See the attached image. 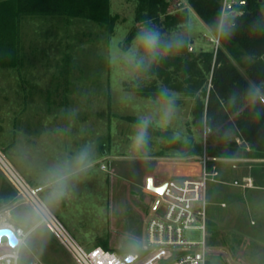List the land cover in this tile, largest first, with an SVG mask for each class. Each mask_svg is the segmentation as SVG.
Here are the masks:
<instances>
[{
  "label": "rangeland",
  "instance_id": "374dc122",
  "mask_svg": "<svg viewBox=\"0 0 264 264\" xmlns=\"http://www.w3.org/2000/svg\"><path fill=\"white\" fill-rule=\"evenodd\" d=\"M179 4V11L188 16L186 30H168L163 24L157 29L164 39L187 34L189 51L183 54L161 53L155 59L146 56L134 43V37L153 22L148 17V1L111 0L112 19L105 25L79 18L21 16V57L14 66L0 65V148L88 248L100 245L120 255L131 251L142 254L153 196L147 197L136 184L140 166L180 156L179 143L201 137L193 124L197 114L194 107L200 106L197 94L188 95L190 91L185 88H167L147 96L145 89H150L158 77L157 73L144 74L143 67L149 63L156 67L171 63L169 71L176 70L177 65L183 68V61L190 67L193 60L199 64L202 51L218 46L217 36L188 0H171L166 12ZM164 18L161 17L162 22ZM140 57H144V64L138 67L136 61ZM247 60L244 54L241 62L233 58L244 74L243 63ZM156 83L161 86L162 81ZM210 83L211 74L208 87ZM169 102L172 115L166 119ZM142 119L149 121L147 149L135 153L130 137ZM85 149L90 167L68 180L62 198L49 199L54 186L52 170L74 172L78 167L76 158ZM3 178L0 171V189ZM230 187L227 189L234 193L241 190L237 184ZM262 194L253 207L245 210L248 216L236 227L228 222L241 215V208L230 206L225 199L210 201L208 264H264ZM38 219L35 211L18 199L13 206L0 209L1 224L29 230ZM210 220L220 226L215 232V244L209 238L214 237ZM231 227L236 238L242 237L234 245ZM188 237L200 239L201 234L194 231ZM118 243L124 246H109ZM21 254L23 264L34 260L78 264L46 225L29 233Z\"/></svg>",
  "mask_w": 264,
  "mask_h": 264
},
{
  "label": "trees",
  "instance_id": "16d2710c",
  "mask_svg": "<svg viewBox=\"0 0 264 264\" xmlns=\"http://www.w3.org/2000/svg\"><path fill=\"white\" fill-rule=\"evenodd\" d=\"M147 1L148 17L153 21L148 28L158 30L159 25L163 24L168 30H186L188 16L179 11L182 5L176 6L178 11L173 9L167 13L171 0ZM223 1L188 0L190 7L219 38L215 50L202 51L197 65L194 60L190 62V67L184 61L181 62L184 69L177 65L176 70L169 71L171 63H168V67L166 64L156 67L149 63L143 67V72L148 76L154 73L158 75L157 79H153L150 89L145 87L147 96L167 88L179 91L185 88L184 91H190L188 95L197 94L200 106L197 109L194 107L197 114H194L193 124L201 132V137H191L190 142L179 143L181 145H178L177 152L185 158H200L206 154L210 158V165H218L220 181L210 183L209 199L212 202L225 199L230 206L241 208V215L232 217L228 222L236 227L248 216L245 210L253 207L264 193V0H237L226 17L222 18ZM21 16L79 18L105 25L112 19L111 0H0L1 66H14L21 57ZM162 16L165 17L163 22ZM221 21L228 27L229 34L222 35L218 30ZM178 37L184 40L180 50L164 52L161 48V53L188 52L189 36L182 33ZM161 40L166 42L171 38L161 37ZM242 54L248 57L243 63L245 74L233 62V58L241 62ZM210 74L211 83L208 87ZM156 80L162 81L161 86L154 84ZM205 129L210 131L204 140ZM155 130L160 131L158 128ZM236 136H240L250 150L245 145H239ZM246 177L252 178L253 187L242 189L241 184H244ZM235 184L241 187L237 193L227 189ZM17 199L16 189L3 178L0 209L13 206ZM218 218L222 219L221 212ZM217 223L209 221L210 228L214 230V237H209L212 244L217 243L215 232L217 227L220 228ZM232 227L229 231L234 238V245L241 242L242 237L236 238ZM221 239L224 242L225 237L222 235Z\"/></svg>",
  "mask_w": 264,
  "mask_h": 264
},
{
  "label": "built area",
  "instance_id": "2783aa9c",
  "mask_svg": "<svg viewBox=\"0 0 264 264\" xmlns=\"http://www.w3.org/2000/svg\"><path fill=\"white\" fill-rule=\"evenodd\" d=\"M237 0H224L222 18L226 17ZM219 38L217 37V45ZM210 129H205L204 140ZM239 145L250 147L236 136ZM201 173L198 177H171L166 181L162 193L151 191L154 199L152 213L146 221L145 241L142 254L128 261L113 249L96 245L91 248L82 244L56 213L41 198L38 188L30 184L0 148V171L17 191L18 200L30 206L39 219L29 230L11 224H1L0 228H10L18 241L12 242L7 234L0 236V264H23L22 249L31 231L46 225L67 249L78 264H208V220L209 186L219 182L216 163L210 165V158L204 154L199 158ZM236 167V164H234ZM242 187H253L251 177L244 178ZM162 185V184H160ZM156 185V186H160ZM225 205V203L223 204ZM200 232V239H190V232ZM29 264H45L34 260Z\"/></svg>",
  "mask_w": 264,
  "mask_h": 264
},
{
  "label": "clouds",
  "instance_id": "9594fccd",
  "mask_svg": "<svg viewBox=\"0 0 264 264\" xmlns=\"http://www.w3.org/2000/svg\"><path fill=\"white\" fill-rule=\"evenodd\" d=\"M218 30L222 35L229 34V29L225 26L223 21H221V23L218 25ZM134 43L139 49L143 51L146 56L151 57L152 59H155L157 56L161 55V48H163L164 52H169L172 50H180L184 46V40L178 36L166 42L162 41L160 32L154 28H146L144 31L138 33L134 37ZM133 58H135V53L133 54ZM136 63L138 67L142 66L144 64V57H140ZM164 115L166 119L171 118V102H169V106ZM148 123V119H142L140 124L137 126L135 133L130 137L131 149L135 153H140L141 151L147 149ZM88 156L89 153L87 149L79 153L76 158L78 167L74 172L65 173L64 170L59 168L52 170L51 177L54 178V186L52 191L49 193V199L58 201L65 195L64 187L66 186L68 180L77 173L86 171V169L90 167Z\"/></svg>",
  "mask_w": 264,
  "mask_h": 264
},
{
  "label": "crops",
  "instance_id": "0c3cea01",
  "mask_svg": "<svg viewBox=\"0 0 264 264\" xmlns=\"http://www.w3.org/2000/svg\"><path fill=\"white\" fill-rule=\"evenodd\" d=\"M102 167L104 168L105 165L103 164ZM112 169L114 170V168ZM139 169L140 170L137 174L139 176L137 178L138 181L136 180V184L142 189V192H144L147 195V197L148 195H150L153 196L152 197L153 199H154V194L149 189H147L146 186V181L148 177L153 178L154 185H160L166 182L167 178L181 177V176H189L194 178V177H198L201 173L199 158L198 160H194L193 158H185L181 156L167 157L165 159L160 158L154 163H147V164L144 163V165H141ZM48 187L51 188V186ZM244 188H251V187H244ZM149 205L151 207V204ZM36 223H34L31 227H33ZM35 230L36 229H34L33 231ZM109 246H115V248L121 249L124 246V243H118V246H116V244H109Z\"/></svg>",
  "mask_w": 264,
  "mask_h": 264
},
{
  "label": "water",
  "instance_id": "95a60500",
  "mask_svg": "<svg viewBox=\"0 0 264 264\" xmlns=\"http://www.w3.org/2000/svg\"><path fill=\"white\" fill-rule=\"evenodd\" d=\"M166 182H164L162 185L160 186H156L153 183V178L152 177H148L147 181H146V186L147 189H149L150 191H154L157 193H162L166 187ZM3 234H7L10 238V240L14 243H16L18 241L17 237L15 236L14 232L10 229V228H0V236ZM124 257L128 260L131 261L136 257L135 253H126L124 255Z\"/></svg>",
  "mask_w": 264,
  "mask_h": 264
}]
</instances>
